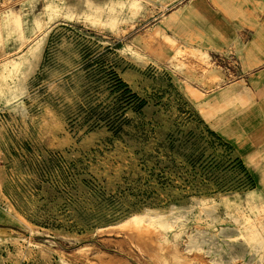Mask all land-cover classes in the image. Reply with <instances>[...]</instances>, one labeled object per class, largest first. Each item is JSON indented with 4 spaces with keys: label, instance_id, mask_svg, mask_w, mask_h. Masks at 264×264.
Returning a JSON list of instances; mask_svg holds the SVG:
<instances>
[{
    "label": "rangeland",
    "instance_id": "obj_1",
    "mask_svg": "<svg viewBox=\"0 0 264 264\" xmlns=\"http://www.w3.org/2000/svg\"><path fill=\"white\" fill-rule=\"evenodd\" d=\"M178 1L0 0V264H264L248 99Z\"/></svg>",
    "mask_w": 264,
    "mask_h": 264
},
{
    "label": "crops",
    "instance_id": "obj_2",
    "mask_svg": "<svg viewBox=\"0 0 264 264\" xmlns=\"http://www.w3.org/2000/svg\"><path fill=\"white\" fill-rule=\"evenodd\" d=\"M177 43L235 61L248 99L236 119L246 154L264 159V0H179L160 19ZM234 135V132H229Z\"/></svg>",
    "mask_w": 264,
    "mask_h": 264
}]
</instances>
